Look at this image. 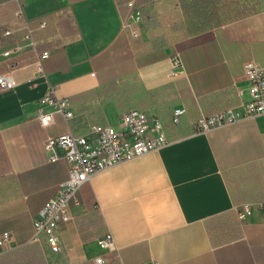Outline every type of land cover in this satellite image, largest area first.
<instances>
[{
	"label": "crops",
	"instance_id": "0c3cea01",
	"mask_svg": "<svg viewBox=\"0 0 264 264\" xmlns=\"http://www.w3.org/2000/svg\"><path fill=\"white\" fill-rule=\"evenodd\" d=\"M181 1L0 0V74L15 80L0 90V234L12 235L0 254L31 244L33 218L68 176L62 150L48 159L46 138L115 125L137 107L162 120L170 141L94 173L69 202L60 250L36 242L40 264H264V211L237 216L242 203L264 201V114L191 131L249 99L243 63L264 68V7L190 34ZM228 5L219 0V19ZM24 24L36 45L4 56L26 44ZM37 46L49 52L40 71ZM176 51L185 73L169 78ZM52 89L73 116L55 113L42 127L41 98ZM175 107L186 113L171 126ZM109 233L115 251L101 246Z\"/></svg>",
	"mask_w": 264,
	"mask_h": 264
},
{
	"label": "built area",
	"instance_id": "2783aa9c",
	"mask_svg": "<svg viewBox=\"0 0 264 264\" xmlns=\"http://www.w3.org/2000/svg\"><path fill=\"white\" fill-rule=\"evenodd\" d=\"M21 11L17 12L18 17ZM45 22L41 23L44 26ZM24 40L26 44L14 45L2 54L9 56L19 52L24 47L36 45L32 38L31 29L26 24ZM11 33L6 30L4 34ZM136 35V33H135ZM48 51L39 54L36 61L40 71L41 61L47 58ZM184 65L179 52H174L170 57V67L167 72L169 78H175L184 74ZM243 74L247 80L249 99L243 101L238 107L227 108L216 112L211 116H202L195 122L192 132H207L213 128L231 125L241 120L264 114V68L253 60L243 63ZM15 85L11 71L0 74V90L10 89ZM41 103L48 106V110H40L37 119L42 127H47L54 122L55 113H60L65 119L73 116L70 101L67 97H58L55 90H50ZM186 113L184 107H175L171 113V122L179 125L182 116ZM170 141L162 120L147 111L130 107L118 118L117 124H89L87 131L82 134H74L70 131L46 138L43 148L50 161L59 159L58 150L63 151V157L68 163V176L59 184L56 193L50 197L37 212L32 220L33 232L31 242L44 241L52 252L60 250L58 230L62 224L71 220L68 211L69 202L75 198L78 189L87 182L91 176L116 163L130 160L136 156L155 150ZM254 209L264 211V201L244 202L237 208V216L242 218L250 214ZM11 233L4 231L0 234V248L8 246ZM101 246L107 251H115L116 245L111 234L101 239ZM104 259L97 257L96 264H102ZM145 264H155L148 261Z\"/></svg>",
	"mask_w": 264,
	"mask_h": 264
},
{
	"label": "trees",
	"instance_id": "16d2710c",
	"mask_svg": "<svg viewBox=\"0 0 264 264\" xmlns=\"http://www.w3.org/2000/svg\"><path fill=\"white\" fill-rule=\"evenodd\" d=\"M209 3H211L212 7L209 8ZM219 0H182L181 8L183 10V14L186 16V23L190 34L199 33L204 31L212 26L221 25L226 23L231 19H238L249 15L250 13L256 12L260 7H264V0H229V5L226 6L225 13L228 15V20L219 19V10L221 8L218 7ZM240 8H237L238 6ZM208 14L205 16L204 14H198L197 16L200 19H197L196 11L201 8L207 7ZM224 13V12H223ZM142 15V14H141ZM144 16V14H143ZM151 18V17H150ZM194 19V20H193ZM150 23V20H148ZM197 25V26H196ZM37 50L42 52L44 49L42 47L37 46ZM135 90H142L141 87L136 88ZM183 117V116H182ZM182 121V118H181ZM169 125H175L170 121ZM181 124V122H180ZM192 131V130H191ZM29 246H21L18 248L7 250L0 254V264H40L39 260V249L37 247L36 242H30ZM35 255V257L33 256Z\"/></svg>",
	"mask_w": 264,
	"mask_h": 264
}]
</instances>
